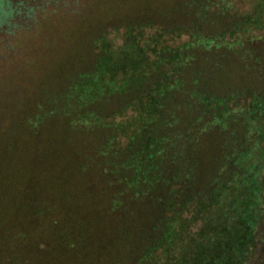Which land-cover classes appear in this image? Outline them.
<instances>
[{"label": "rangeland", "instance_id": "374dc122", "mask_svg": "<svg viewBox=\"0 0 264 264\" xmlns=\"http://www.w3.org/2000/svg\"><path fill=\"white\" fill-rule=\"evenodd\" d=\"M28 4L0 32V264H264V0ZM172 105L179 206L110 163Z\"/></svg>", "mask_w": 264, "mask_h": 264}, {"label": "trees", "instance_id": "16d2710c", "mask_svg": "<svg viewBox=\"0 0 264 264\" xmlns=\"http://www.w3.org/2000/svg\"><path fill=\"white\" fill-rule=\"evenodd\" d=\"M31 1L32 0H28L27 3L26 2L24 3V1L20 2V3H15L13 0H0V32L4 33V35L7 34V24H8V26L10 25L9 18L14 17L15 15L24 14L26 16V18L30 19L33 15L37 14V11L39 9L44 10V8H43L44 5L32 6V7H29L28 9H26L27 6H29L28 3ZM46 4L48 5L49 2H47ZM244 19L247 20L245 17H244ZM214 40L215 39H213L212 42ZM212 45L214 46L215 44L212 43ZM214 47H216V46H214ZM212 49H214V48H212ZM198 73H201V72L198 71ZM205 75H207V74L205 73ZM168 79H170V78H168ZM193 80L195 81V79H193ZM166 82H167V79H166ZM166 82L165 81L161 82L159 80V81L155 82V84L153 86L150 87V89L152 90V93H148L150 95L148 98L149 102L151 99H155L153 97V95H156V93L153 92V88L155 86L160 87L158 91H161V89H165L164 93L167 92L166 88L169 90V88L164 85V84H166ZM168 82H170V80ZM192 82L193 81H191V84H192ZM193 85H195V84H193ZM196 85H198V83H196ZM200 85H201V83H199V86H197V88L196 87L191 88V93H190V95H187V96H194V94L196 96H198V95L199 96H201V95L205 96L206 92H204L203 88L199 89ZM158 91H156V92L158 93ZM207 92H210V91H207ZM160 93H163V92L161 91ZM213 93H215V92H212V94ZM212 94L210 93L211 96H212ZM164 95H166V94H164ZM210 95H208V96H210ZM206 96H207V94H206ZM254 98H255L254 101L256 102L255 105L262 104V100L258 102L259 99H257L255 97V95H254ZM167 101H168V103L170 102L169 100H167ZM188 102H190L191 105L194 103L193 100L185 102L186 104H184V106H182V108H184L185 110L187 108ZM156 103H157V106L159 107V105H158L159 101ZM164 103L162 106L166 107V105ZM188 107H189V105H188ZM182 108L180 106L176 107L173 105H172V107L167 106V111L166 110L162 111L165 116H162V118L158 119L155 123L148 126V128H147L148 131L145 133V135L140 137L139 140H137V143H135L134 146H129L128 149L127 148H124L123 150L121 149V152L118 151L120 154L121 153L123 154V156H122L123 158H121V160H119L118 158H120V157L117 156L116 160L111 159V162H110V163H112L111 164L112 167H114V169H115V172L113 170H111V174L117 175V177L116 176L113 177L114 179L116 178L119 181L121 179L118 178V176L124 174L123 173V167L125 168L126 163L123 164L122 159H126V158L131 159V156H132V158H134V155H136V156H140V158L137 159L138 165H139L138 168H136V166H134L133 164H131V162H129L130 159L126 160L127 162H129L128 168L134 173V176H135V179L131 178L130 182H136L137 183V182L142 181V182H144V184L147 183L148 185H151L153 192H154V195H155V199L158 200L161 204L170 203L171 202L170 200L173 199L172 197H174L176 200L177 206H179L180 205V204L178 205L179 201L180 202L182 201V203H183V199H184L183 196L184 195H187V197H189L188 199H192L193 197H195L194 187H193L195 180H194V177L192 175H194V173H195V164H196L195 151H194L195 148L194 147H196V143L198 141H195L192 135H191L192 138H190L189 133L191 134V132H189V131L186 132L185 130H183L185 128H182V127H180V131L173 138L176 139L174 142H180L181 144H183L184 141L186 140L185 141L186 146L188 145L187 139L190 138L189 139V141H190L189 145H191V144L192 145H191V147L188 145L187 146L188 150H185L187 153H189L186 155L187 156L186 161H188L187 165H186L187 170L184 169V173L182 172V174H184L183 178H180L178 180L179 181V185H178L179 191L177 193L173 192V190L172 191L168 190V191H166V193H164V190H163V188L167 187V184L170 183L169 181H171V179H172L169 176V174L165 173L164 171L166 169V166L168 167L169 164L171 163L170 158L172 160V164H175V160L172 157V154L170 152L169 147H171L173 145L172 144V136L174 134H172V132H173L172 129L173 128L176 129V125L180 123V118L177 116V114H178V111H179V113H181V111L183 110ZM156 112H158V110ZM197 115H200V113ZM181 129H182V132H181ZM192 146H194V147L192 148ZM135 150H137L136 153H135ZM118 152H117V154H118ZM190 155L192 157H190ZM181 171H183V169ZM178 173L180 174V171H178ZM106 176L109 177V179L112 178L111 176H108V175H106ZM158 191H161L162 193L161 192L157 193ZM124 193L125 192H121V194L118 195L119 200L122 204H124L126 201L128 203L130 201H133L132 196H126ZM190 196H192V197H190Z\"/></svg>", "mask_w": 264, "mask_h": 264}]
</instances>
